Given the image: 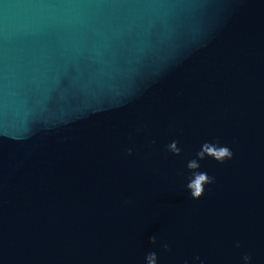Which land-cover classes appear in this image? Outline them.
<instances>
[{"label":"water","instance_id":"95a60500","mask_svg":"<svg viewBox=\"0 0 264 264\" xmlns=\"http://www.w3.org/2000/svg\"><path fill=\"white\" fill-rule=\"evenodd\" d=\"M149 252L264 264V0H0V264Z\"/></svg>","mask_w":264,"mask_h":264},{"label":"clouds","instance_id":"9594fccd","mask_svg":"<svg viewBox=\"0 0 264 264\" xmlns=\"http://www.w3.org/2000/svg\"><path fill=\"white\" fill-rule=\"evenodd\" d=\"M154 142V141H153ZM167 149L174 154H179L181 149L177 147V142L172 141L167 145ZM129 154H131L132 149L127 150ZM205 156H210L215 159L217 162L223 163L225 159H230L233 156L232 151L227 146H218L216 143H208L205 142L200 150L196 153L197 159H192L187 162L186 167L191 171V175L188 178V183L186 184V188L190 190V196L192 199H198L204 193V185L213 183L214 178L206 174L205 172L196 171L200 165L198 160H202ZM149 241L152 244H156V237H149ZM161 247L165 250L169 248L167 243H163ZM239 247V244H237ZM198 259V257H197ZM251 257L249 255L243 256L244 264H248ZM146 264H156L157 256L155 252H149L146 257ZM184 264H188L187 261ZM203 264V262H201Z\"/></svg>","mask_w":264,"mask_h":264}]
</instances>
